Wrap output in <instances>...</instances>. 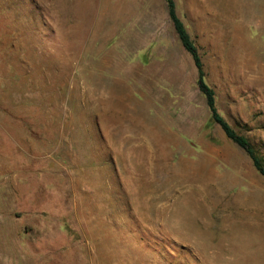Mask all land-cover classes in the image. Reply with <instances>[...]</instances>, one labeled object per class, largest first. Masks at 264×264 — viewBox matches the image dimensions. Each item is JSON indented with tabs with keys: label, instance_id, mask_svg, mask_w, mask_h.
I'll return each instance as SVG.
<instances>
[{
	"label": "rangeland",
	"instance_id": "374dc122",
	"mask_svg": "<svg viewBox=\"0 0 264 264\" xmlns=\"http://www.w3.org/2000/svg\"><path fill=\"white\" fill-rule=\"evenodd\" d=\"M174 1L264 159V0ZM0 264H264V176L166 0H0Z\"/></svg>",
	"mask_w": 264,
	"mask_h": 264
},
{
	"label": "trees",
	"instance_id": "16d2710c",
	"mask_svg": "<svg viewBox=\"0 0 264 264\" xmlns=\"http://www.w3.org/2000/svg\"><path fill=\"white\" fill-rule=\"evenodd\" d=\"M166 2L168 5L170 18L173 22L179 39L185 50L192 56L193 61L197 67L198 85L200 90L206 95L207 104L211 111L212 119L217 124H219L228 138L233 140L246 151V153L252 159L255 168L264 176V159L258 154L250 139L247 136L239 133L219 111L216 100V91L206 81L204 63L199 53L198 47L192 39L191 34L189 33L184 21L178 15L175 1L166 0Z\"/></svg>",
	"mask_w": 264,
	"mask_h": 264
}]
</instances>
